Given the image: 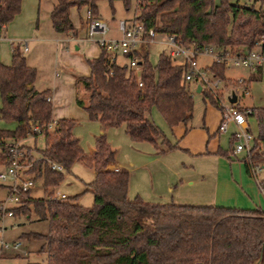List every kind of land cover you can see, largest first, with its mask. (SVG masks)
<instances>
[{
	"label": "trees",
	"instance_id": "16d2710c",
	"mask_svg": "<svg viewBox=\"0 0 264 264\" xmlns=\"http://www.w3.org/2000/svg\"><path fill=\"white\" fill-rule=\"evenodd\" d=\"M97 1L56 0L49 14L54 32L76 34L71 9H90L97 17ZM123 3L129 7L128 0ZM20 7L21 0H0V23L8 24ZM136 15L147 30L175 34L186 46L214 45L233 54L259 45L264 53L263 8L241 6L232 0H221V4L215 0H141ZM135 56L143 66L141 87L127 62H110L103 48L97 57L84 59L90 68L88 76L74 75L76 103L102 130L94 138L90 154L73 134L75 119L56 120L53 132L44 130L38 135L31 131L33 124L44 127L52 121V104L47 99L49 89L31 87L37 70L28 64L21 43L12 44L10 64L0 62V119L16 122L13 130L0 129L4 165L9 160L5 143L28 136L44 138L38 159L30 147L19 146L28 165L24 173L41 179L44 196L32 197L27 190L21 193V203L8 210L17 217L30 218L33 214L36 220L48 222V230L45 234L23 233L21 237L43 241L40 251L46 253V264H194L198 260L206 264H253L261 254L264 261V210L129 199V173L108 168L115 160V150L104 129L123 126L130 140L149 142L164 153L177 145L148 118V113L157 108L171 129L193 118L194 96L191 83L185 81L187 66L176 63L169 53H162L155 65L147 55L136 52ZM210 70L232 84L224 65L213 63ZM261 71L262 65L249 82ZM80 87L87 92L86 100L80 97ZM201 94L205 101L220 107L211 92L201 89ZM238 109L258 124L254 148L246 158L250 171L251 165L264 164V107H250V113L248 108ZM78 161L94 170L89 184L91 207L69 199H52L65 172ZM52 163L62 165L63 170L52 169Z\"/></svg>",
	"mask_w": 264,
	"mask_h": 264
},
{
	"label": "rangeland",
	"instance_id": "374dc122",
	"mask_svg": "<svg viewBox=\"0 0 264 264\" xmlns=\"http://www.w3.org/2000/svg\"><path fill=\"white\" fill-rule=\"evenodd\" d=\"M56 0H41V5L38 14V28L35 26L32 30H29L28 27H18L14 29L15 31H7L5 34L8 38H13L14 44L17 43V40H23L21 43H26L28 46L25 51H23L28 62L34 66L37 70V80L38 85L54 87L55 81L64 82L59 85V91L61 92L62 97L66 100L68 95H72V84L73 81L68 77L64 78L67 75L79 74L76 72L78 70L86 67L85 58L86 55H83V48L80 45V49H74V43L67 42L66 35L55 34L50 26L49 10L52 8ZM216 4H221V0H215ZM129 7L125 8L123 0H98L97 11L101 20L107 24L108 30L104 34V38L108 40L120 39L121 33L118 29V23L121 20L132 19L138 13L137 0H128ZM232 3L239 4L241 6H255L256 8L264 9V0H232ZM79 14L82 16L80 20L81 30L77 34H82L84 28L86 27V20H84L85 9H82L76 12L75 9L72 10L73 19H77ZM80 18V19H81ZM69 34H74L70 32ZM101 36L95 35L92 40H83L75 44L88 43L92 44V49L90 52L94 54L98 50L97 40ZM56 39L60 40V43L65 45V49L70 53L74 54H65L60 56V52L57 51L59 44ZM27 40V41H26ZM166 37L163 34H158L156 36L155 42H152L149 47V59L155 65L158 62L159 56L162 53L168 54L170 51V46L166 41ZM264 41V37L262 38ZM28 42V44H27ZM141 44L139 45V47ZM259 50L260 47L257 45L254 50ZM6 50V48H5ZM8 52V49L6 50ZM125 59L119 58L118 63H123ZM199 62L203 66L210 65L213 60L210 56H200ZM83 65L79 68L80 65ZM57 73V74H56ZM253 73L249 68L243 66H231L226 67V77L231 79L232 84L224 81V85L221 87L219 95L224 96V99H229L232 92H235L238 96L236 103H233L234 106L242 108L250 107H264V62L262 64V71L257 76L256 79L249 82L250 77ZM57 75H60L59 80H57ZM244 78L243 82H240L239 79ZM246 81L249 83L246 84ZM71 86V87H68ZM191 90L194 96V118L192 124H201L204 116L205 102L204 96L201 93H197L194 89V83H191ZM74 91V90H73ZM80 97L86 100L87 92L80 87ZM228 103V102H227ZM74 105V101L72 102ZM247 109V110H248ZM79 112V110H78ZM79 114H81L79 112ZM74 116L76 124L73 128V134L78 138L79 143L84 150L88 152L89 148L94 146V138L100 134L101 126L96 121H91L87 118H83L80 115ZM148 118L151 119L170 139L171 143L174 142L175 136L174 133L169 128L168 124L159 113L157 108H153L151 113H148ZM248 121H254L253 118L249 117ZM256 128L253 127V132H258V124H255ZM254 126V125H253ZM16 127V122H8L0 119V129L13 130ZM255 129V130H254ZM105 132V131H104ZM106 138L112 148L116 150V160L121 166L129 170L132 166L129 165L130 162L135 163V168H138V158L139 147L130 141V139L124 133V128L122 127H112L108 128L106 131ZM145 145H151L149 142H143ZM21 145L30 147L32 149V155L35 159L40 157L39 151L44 146L43 136H28L20 142ZM160 146H162L160 144ZM183 157L186 158L187 165L191 162L190 159L196 160L197 167L192 168L188 167V173L195 174V170L198 171L201 167H204L206 171L211 174H207L206 180L200 184L210 186L214 184L215 174L217 173V178L219 182H224V175L226 177H231L232 175L237 176L239 173H246L245 165L243 162L234 159L231 163L226 160L224 162V157L218 156H207V157H192L182 153ZM173 157V156H172ZM4 159L0 155V170L3 168ZM23 166L28 167L27 160H23ZM180 168V167H179ZM185 167L183 166L182 169ZM93 168L85 165L82 162H76L70 168L68 172H65L63 181L57 186L58 191L65 193L69 200L74 201L80 205L91 207L93 205V195L90 191L89 184L94 178ZM141 171L138 172L137 179L141 182H145L147 177H141ZM148 179V178H147ZM186 181L188 179H185ZM146 183V182H145ZM235 183V181H234ZM196 184L199 183L196 182ZM6 183L0 181V203L5 202L8 207H13L16 203L8 201L7 197L9 195V190L6 186ZM197 186V187H198ZM183 186L178 185L175 198L177 201L181 197L180 193L183 191ZM220 193V190H219ZM30 194L32 197H43V187L41 179L36 180L35 188L31 189ZM169 200H172V196L168 197ZM131 199V198H129ZM179 204H190V205H214V202L210 199H201L197 196V199L193 198H182V201ZM169 203V202H168ZM220 203V202H219ZM221 206V205H219ZM0 227L2 228V236L8 241H14L20 239L22 241V248L26 250L27 254L23 255L16 250H4L0 255V264H27L30 262H39L41 264H46V253L40 251V248L43 244L42 240H37L33 238H22L23 233H42L45 234L48 230L47 221L36 220L35 216L31 214L30 218L25 216H2L0 214ZM18 255V256H17Z\"/></svg>",
	"mask_w": 264,
	"mask_h": 264
},
{
	"label": "crops",
	"instance_id": "0c3cea01",
	"mask_svg": "<svg viewBox=\"0 0 264 264\" xmlns=\"http://www.w3.org/2000/svg\"><path fill=\"white\" fill-rule=\"evenodd\" d=\"M55 4V3H54ZM52 4V8L54 6ZM41 5V0H21V7L19 13H17L14 18L4 26L1 31V39H0V62L8 65L11 61V47L14 43L13 38H8L6 36L7 31H15L14 29L18 27H28L29 30H32L33 27L38 28V14ZM51 8V9H52ZM49 10V14L50 11ZM72 8L70 11V18L74 24L76 31H80V20H82V16L79 14L77 19H73L72 17ZM76 10V9H75ZM76 12H78L76 10ZM79 13V12H78ZM86 16V9L84 20ZM81 18V19H80ZM97 18H100L98 15ZM101 19V18H100ZM126 21H130V19H126ZM51 26V22H50ZM52 29V26H51ZM54 32V30L52 29ZM56 35L57 33L54 32ZM23 40H17V43H21ZM27 41V40H26ZM59 47L57 51L60 52V56L65 54H70L74 56V54L70 53L66 50L65 45L60 43V40L56 39ZM28 44V42H27ZM151 44V43H150ZM150 44L144 45L141 44L139 47L142 53H145L149 57V47ZM80 45L83 48V55H86V58H95L100 52L101 48L98 45V50L94 54L91 53L94 49L92 44L88 43H74V49H80ZM28 47V46H27ZM8 49V52L5 50ZM92 50V51H91ZM91 51V52H90ZM170 52V51H169ZM124 58L127 62L126 58L122 55L117 56L116 62L118 63L119 58ZM27 59V58H26ZM28 62V60H27ZM29 65H31L28 62ZM209 65V64H208ZM32 66V65H31ZM83 65L81 64L79 68ZM34 67V66H33ZM76 69V72L79 74H69L64 78L68 77L73 81L72 84V95H68L67 103L66 100L62 97L61 92L59 91V85L63 84L55 81L54 87L42 86L38 85L37 77L35 81L31 84V87L35 90H50V101L52 104V120L56 121L60 118H72L77 116L79 112L80 116L83 118H88L87 113L76 103V94L77 88L75 86L74 75H82L88 76L90 73V68L86 64V67L81 69ZM143 66L140 65L138 70H142ZM57 74V73H56ZM57 80H59L60 75H57ZM68 87H71L68 85ZM194 89L197 93H201L198 91V86L194 84ZM74 90V91H73ZM238 97V96H237ZM238 100V99H237ZM74 101V105L72 102ZM205 109L204 116L201 124H192L193 118L187 122H181L174 126L171 131L174 133L175 139L172 142L173 145H177V147L169 150L167 152L161 153L159 150L151 144L145 145L143 142H135L130 140L135 144H140L139 147V157L138 158V168H135V163L130 162L129 165L133 167L127 170L116 160V150H115V160L113 163L108 165V168L111 170H126L129 173V184L127 190L128 198H136L141 197L142 199L150 202H172L179 204L182 201V198H193L197 199V196L201 199H210L214 202V205H221L227 207H233L237 209H261L264 210V164L259 165H251L250 171H248L246 158H248V153L246 151H242L238 154H234V146H235V137L234 132L236 130L235 124L231 123L226 132H221L219 130L220 122H221V112L219 108L212 105L210 102L205 101ZM1 106V100H0ZM79 110V112H78ZM247 117V121H248ZM251 118V117H250ZM248 121V128L250 131L257 136V129L253 132V127L256 128L255 124H257L256 120ZM254 125V126H253ZM122 127V126H118ZM112 128V127H111ZM124 128V127H123ZM108 128L104 129L105 133ZM255 130V129H254ZM102 131V130H101ZM125 133V130H124ZM126 134V133H125ZM127 136V135H126ZM128 137V136H127ZM22 141V140H21ZM20 141V142H21ZM163 148L164 146H160ZM94 149L89 148L87 154L92 153ZM182 153L192 156V157H207V156H218L224 157V162L226 160L231 163L234 159H237L245 165L246 173H239L237 176V180H235L236 176L232 175L231 177H226L224 175V182H219L217 178V173L215 174L214 184L210 186H206L204 184H200L206 180L207 174H209L204 167L195 170V174L188 173V167L195 168L197 167L196 160L190 159L189 166L187 165L188 160H186ZM173 156V157H172ZM81 162V161H79ZM76 163V162H75ZM183 166L185 167L184 169ZM180 167V168H179ZM196 169V168H195ZM141 171V177H147L145 182H141V180L137 179L138 172ZM94 172V171H93ZM211 176V174H209ZM185 179H188L187 181ZM235 181V183H234ZM196 182L199 183L196 184ZM205 183V182H204ZM178 185L183 186V191L180 193L181 197L177 201L175 198ZM198 186V187H197ZM57 189V187L55 188ZM58 190V189H57ZM220 190V193H219ZM31 195V194H30ZM172 196V200H169ZM220 202V203H219Z\"/></svg>",
	"mask_w": 264,
	"mask_h": 264
},
{
	"label": "built area",
	"instance_id": "2783aa9c",
	"mask_svg": "<svg viewBox=\"0 0 264 264\" xmlns=\"http://www.w3.org/2000/svg\"><path fill=\"white\" fill-rule=\"evenodd\" d=\"M141 0H137V6ZM136 16L130 19V21L121 20L118 23V29L120 30L121 37L116 40H108L103 36L108 30L107 24L100 18L93 17L90 9L86 10V27L82 34H67L65 37L67 42L78 43L83 40H92L95 35L101 36L97 43L104 49L110 62H116L117 56H127V64L130 70L136 72L137 83L141 87L143 86V69L140 68L141 62L138 57L135 56L136 52L143 55L139 48L140 44L148 45L155 42L156 36L159 34L154 29H146L144 25L136 19ZM4 24L0 23V39L1 31L4 28ZM166 37V41L170 46L169 54L176 63L185 64L187 71L185 73V81L188 83H194L197 86H201V89L207 90L213 94V96L219 102V110L221 112V122L219 130L226 132L231 123L235 124L236 130L234 132L235 146L234 154H238L242 151H246L248 155L254 148L255 136L248 128V121L246 114L234 106L229 99H224V96L219 95L221 87L224 85V81L214 75L210 70V66L213 63L224 65L225 67L231 66H243L249 68L252 72H257L259 66L264 62V53L259 50H251L249 52L230 53L222 47H216L214 45H205L197 47L196 45L186 46L181 39L175 34H163ZM23 51L27 49L26 43H21ZM200 56H210L213 62L208 66H203L199 62ZM240 82L244 81V78L239 79ZM50 100V97H47ZM228 102V103H227ZM251 110L248 109L247 113ZM55 121H50L44 127L38 124L31 126V131L38 135H42V131L47 130L53 132L55 130ZM9 152V160L6 165L0 170V181L6 183L9 190L7 197L8 201L16 203L15 206L21 203V193L27 190L35 188L36 180L33 175L24 173L27 169L23 166L24 151L19 148L20 141H9L5 143ZM261 153L264 156V148L261 149ZM51 168L57 171H62L63 167L60 164L52 163ZM52 199L66 200L69 197L63 193L54 190ZM14 207V206H13ZM5 202L0 203V214L2 216H13L12 210H8ZM2 228L0 227V255L4 250H16L19 253L26 255L27 252L22 248V241L20 239L14 241H8L2 236ZM194 264H206L203 261H196Z\"/></svg>",
	"mask_w": 264,
	"mask_h": 264
},
{
	"label": "water",
	"instance_id": "95a60500",
	"mask_svg": "<svg viewBox=\"0 0 264 264\" xmlns=\"http://www.w3.org/2000/svg\"><path fill=\"white\" fill-rule=\"evenodd\" d=\"M198 91L199 92L201 91L200 85L198 86ZM237 99H238L237 94L235 92H232L231 96L229 97V101L231 103H236ZM253 264H264L263 255L261 254L260 257L253 262Z\"/></svg>",
	"mask_w": 264,
	"mask_h": 264
}]
</instances>
